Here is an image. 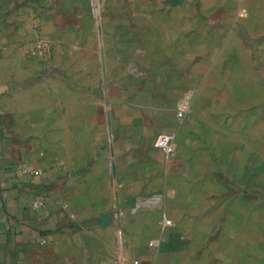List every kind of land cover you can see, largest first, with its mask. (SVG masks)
Here are the masks:
<instances>
[{
	"label": "crops",
	"instance_id": "crops-1",
	"mask_svg": "<svg viewBox=\"0 0 264 264\" xmlns=\"http://www.w3.org/2000/svg\"><path fill=\"white\" fill-rule=\"evenodd\" d=\"M229 6L0 0V264H264V199L228 180L213 203L173 162L190 127L177 106L230 42ZM231 119L230 141L248 131ZM253 153L230 142L225 171L242 177Z\"/></svg>",
	"mask_w": 264,
	"mask_h": 264
},
{
	"label": "rangeland",
	"instance_id": "rangeland-1",
	"mask_svg": "<svg viewBox=\"0 0 264 264\" xmlns=\"http://www.w3.org/2000/svg\"><path fill=\"white\" fill-rule=\"evenodd\" d=\"M214 2L230 5L225 18L230 15L233 22L231 34L227 28L222 29L224 36L231 40L225 42L220 51L217 46L211 52L216 59L211 58V75L205 77L203 87L190 90L181 101L188 103L186 114L190 127L173 162L176 170L184 165L190 191L196 193L198 189L200 194L207 193L213 203L219 204L223 196L218 183L228 180L238 189H233L232 195L264 199V87H261L264 86V52L262 54L259 44L264 40V3L244 0L239 6L240 0H211ZM239 116L248 131H232L230 141L229 133L225 136L219 128L231 118L239 121ZM230 142L233 148L246 145L248 150L257 149L261 153V157H256L255 153L248 157L247 171L242 177L238 171H225L229 158L225 152ZM254 158L258 159V164L261 161L257 171L251 163ZM213 203L210 201L209 205ZM213 226L218 224L207 225L208 228Z\"/></svg>",
	"mask_w": 264,
	"mask_h": 264
},
{
	"label": "built area",
	"instance_id": "built-area-1",
	"mask_svg": "<svg viewBox=\"0 0 264 264\" xmlns=\"http://www.w3.org/2000/svg\"><path fill=\"white\" fill-rule=\"evenodd\" d=\"M51 45L49 43L43 41H36L35 49L36 52L42 53L49 51ZM188 111V103L183 101L179 103L176 109V117L178 120H182ZM154 147L160 150L166 160H168L174 153V139L172 135L168 134H159L155 138ZM172 225V220L170 219H163L160 229L164 231L166 228ZM156 242L149 243V246H156Z\"/></svg>",
	"mask_w": 264,
	"mask_h": 264
}]
</instances>
